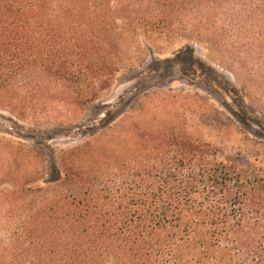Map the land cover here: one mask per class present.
<instances>
[{
  "label": "trees",
  "instance_id": "obj_1",
  "mask_svg": "<svg viewBox=\"0 0 264 264\" xmlns=\"http://www.w3.org/2000/svg\"><path fill=\"white\" fill-rule=\"evenodd\" d=\"M178 39L264 95V0H0V102L56 82L87 106ZM134 137L61 151L41 186L36 150L0 138V264H264V167L180 130Z\"/></svg>",
  "mask_w": 264,
  "mask_h": 264
},
{
  "label": "rangeland",
  "instance_id": "obj_2",
  "mask_svg": "<svg viewBox=\"0 0 264 264\" xmlns=\"http://www.w3.org/2000/svg\"><path fill=\"white\" fill-rule=\"evenodd\" d=\"M44 85L48 94L7 99L21 105L23 120L4 108L8 97L0 102V138L33 147V161L46 166L37 186L59 177L63 150L94 140L110 146L105 138L111 135L116 145L127 146L136 141L135 134L164 128L208 143L221 160L264 167V113L256 109H264V95L247 97L230 72L194 41L172 40L159 51L148 48L140 67L117 73L87 106L74 100L66 85ZM3 160L0 154V164Z\"/></svg>",
  "mask_w": 264,
  "mask_h": 264
}]
</instances>
